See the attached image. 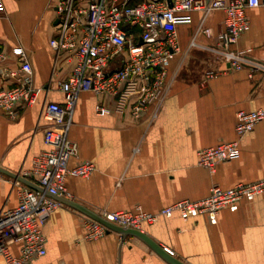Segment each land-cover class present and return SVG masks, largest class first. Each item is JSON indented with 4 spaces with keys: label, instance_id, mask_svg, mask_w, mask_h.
I'll return each mask as SVG.
<instances>
[{
    "label": "crops",
    "instance_id": "1",
    "mask_svg": "<svg viewBox=\"0 0 264 264\" xmlns=\"http://www.w3.org/2000/svg\"><path fill=\"white\" fill-rule=\"evenodd\" d=\"M3 2L0 52L7 57L0 64L19 66L16 48L22 47L40 91L34 104L17 107V118L0 108V168L7 170H0V211L18 205L19 183L29 186L9 172L22 176L32 168L34 157L47 149L49 122L41 112L47 102L64 103L58 82L71 72V65L54 66L49 43L57 31L53 0ZM247 14L250 29L231 48L250 50V61L264 63V0ZM201 17V12L192 11L179 19L181 52L168 66L167 90L158 109L151 105L141 118L132 115L137 90L133 83L116 97L79 94L69 129L79 153L69 166L89 160L96 169L89 177L69 176L66 185L82 206L98 214L137 205L156 212L178 200L203 199L214 185L230 188L264 178V119L242 137L235 130L239 110L264 109V73L250 66L231 69L220 56L190 47ZM224 18L222 10L211 13L206 25L213 37L201 35L199 41L213 43ZM210 70L217 75L208 78ZM12 83L0 76V88ZM98 102L108 107L106 114L95 111ZM233 140L239 143L236 158L219 163L213 172L199 165V150ZM83 214L66 203L55 209L44 227L47 253L33 264H170L133 234L111 230L87 239ZM142 232L184 264H264V191L240 200L235 209L223 208L215 222L207 215L184 220L174 214L144 224ZM12 250L18 254L19 245ZM0 264H6L1 255Z\"/></svg>",
    "mask_w": 264,
    "mask_h": 264
},
{
    "label": "built area",
    "instance_id": "2",
    "mask_svg": "<svg viewBox=\"0 0 264 264\" xmlns=\"http://www.w3.org/2000/svg\"><path fill=\"white\" fill-rule=\"evenodd\" d=\"M263 0H53L56 34L49 43L54 51V66L71 65V72L58 82L64 94V103L47 102L41 116L49 122L45 130L47 149L33 159L32 168L22 175L41 189L19 183L18 205L0 211V255L6 264H33L47 253L44 227L55 209L64 204L54 197L73 199L67 189L69 176L89 177L96 169L92 161L84 160L69 166L71 158L78 157L76 141L69 136L77 98L82 92L98 96H118L126 85H137L132 103V115L139 119L147 108L162 104L167 90L168 66L181 52L178 23L181 16L192 11L202 13L198 27L192 34L190 47H199L229 64L231 69L250 66L264 73V63L250 61V50H234L231 46L248 31L251 20L247 10L259 7ZM0 0V13L4 12ZM216 10L225 13L224 28L213 43H201L204 35L212 39V29L206 25ZM20 64L16 68L2 67L0 76L13 83L0 88V108L10 118H17V107H27L37 100L40 88L35 85L32 64L22 47L16 48ZM7 55L0 52V62ZM217 71L210 70L212 78ZM95 111L104 115L108 107L102 102ZM157 111L153 114L156 116ZM264 119V109L237 113L236 134L239 137L254 130ZM238 140L223 142L199 150V165L215 171L219 163L239 155ZM264 191V178L237 183L230 188L214 185L207 197L200 200L182 199L156 212L137 205L132 210L103 212L100 215L121 227L143 231L144 224H153L160 217L179 214L187 220L192 216L207 215L212 222L220 210L235 209L242 199L251 200ZM86 238L98 239L109 227L83 214ZM19 245V253L12 250ZM167 249V248H166ZM170 253L171 250L167 249Z\"/></svg>",
    "mask_w": 264,
    "mask_h": 264
},
{
    "label": "water",
    "instance_id": "3",
    "mask_svg": "<svg viewBox=\"0 0 264 264\" xmlns=\"http://www.w3.org/2000/svg\"><path fill=\"white\" fill-rule=\"evenodd\" d=\"M57 22H58V20H56V23ZM0 170L3 172L4 171L7 172V170H4L2 168H0ZM9 173L15 179L28 184L32 188L37 189V190L41 189L37 184L31 182L30 180L26 179L25 177L21 176L20 174H16L13 172H9ZM54 197L60 199L64 203H66L70 206H73L74 208H77L78 210L82 211L84 214H87V215L91 216L92 218H94V219L100 221L101 223L105 224L106 226L109 227L110 231L115 230V231L122 233L123 235L133 234V235H136V236L142 238L145 242H147L152 248H154L156 250L157 255L161 256L168 263H170V264H184L183 262L178 260L176 257H174L165 247L160 246L157 242H155L152 238H150L145 232H142L140 230L133 229V228L117 226V225L113 224L112 222H110L109 220L102 217L100 214L94 212L91 209H88V208L82 206L76 200L66 199V198L59 197V196H54Z\"/></svg>",
    "mask_w": 264,
    "mask_h": 264
}]
</instances>
